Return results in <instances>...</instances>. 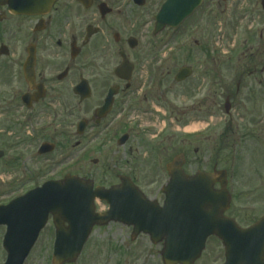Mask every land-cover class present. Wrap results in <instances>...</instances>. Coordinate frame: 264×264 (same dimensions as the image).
Wrapping results in <instances>:
<instances>
[{
    "label": "flooded vegetation",
    "instance_id": "af4514ba",
    "mask_svg": "<svg viewBox=\"0 0 264 264\" xmlns=\"http://www.w3.org/2000/svg\"><path fill=\"white\" fill-rule=\"evenodd\" d=\"M166 1L0 0V117L24 119L34 140L36 119H64L70 162L74 154L77 165L86 162L91 152L104 154L114 149V156H109L113 164L130 167L116 179L128 177L136 186L139 176L132 164L137 163V151L133 156L132 137L151 134L156 123L166 125L174 119L181 133L176 138L178 148L163 165L166 181L167 165L182 156V171L187 175L225 171L229 206L224 216L230 217L239 200L248 204L254 198L264 207V81L242 80V76L249 78L258 72L243 69L234 89L223 87L225 128L218 137L209 133L217 115L216 80L209 72L215 69H205L197 81H190L197 71L189 65L180 66L175 73L167 69L173 57L168 59V52L184 49L169 48L183 25L156 31L155 17ZM204 2L208 4V0ZM30 5L29 14L19 12ZM263 35L264 27L259 35L261 56ZM183 67H190V77L177 82L175 77ZM80 84L85 89L76 95L74 90ZM65 92L70 93L69 99ZM151 118L155 119L153 125L144 123ZM80 121L84 128L77 136ZM191 125L194 133L183 134ZM165 130V126L160 128L158 134ZM193 141L197 146L191 151ZM222 149L224 161L213 154ZM146 152L151 157L147 162L157 166L168 155L166 148L150 147ZM120 153L121 158L117 157ZM3 157L0 150V161ZM99 161V157L91 159L92 166ZM212 189L217 191L220 185L215 183ZM160 194L163 201L161 189ZM263 215L264 208L243 228Z\"/></svg>",
    "mask_w": 264,
    "mask_h": 264
},
{
    "label": "rangeland",
    "instance_id": "374dc122",
    "mask_svg": "<svg viewBox=\"0 0 264 264\" xmlns=\"http://www.w3.org/2000/svg\"><path fill=\"white\" fill-rule=\"evenodd\" d=\"M213 1L209 5L208 0L207 5L205 4L185 22L175 40L172 43L171 40L169 41L171 43L169 48L180 46L184 50L168 52V59L170 55L173 57L167 69L175 73L180 66L189 65L195 72L197 71L190 81H197L199 76L202 79L205 69L210 70V67H214L215 72H209L216 80L217 115L214 121L215 126L209 133L218 137L225 128L224 101L221 97V93L224 92L223 87L229 85L230 89H234V82L239 79L243 69H256L258 72L253 77L242 76V80L264 81V62H260L264 60V54L258 55V46L261 43L259 35L264 24L261 23L263 16L261 0H230L224 4L220 2L219 5ZM260 70L262 73L259 75ZM171 80L172 77H169L168 81ZM65 95L68 99L70 98L69 92H65ZM173 98L174 105L177 106L178 102L175 97ZM154 120V118L146 119L144 123L153 125ZM25 122L18 117H11L10 120L8 116L0 117V150L4 152L3 160L0 161V205L34 186L48 180L62 179L67 174L74 173L77 176L85 174L90 176L95 185L109 187L117 183V175L130 171V167H126L123 163H114L115 167H113L114 164L109 156H114V149L104 154L91 152L89 159L83 164H72L66 154L69 149V138L65 133L64 119L57 121L48 118L36 119V140L32 138L34 132L31 126L27 128L23 125ZM156 124L153 133L132 137L133 156L137 151V163L132 166L137 169L138 185L145 195L149 199L157 198L160 201L162 198L160 188L166 182V178L162 176L163 165L167 157H170L171 153L178 148L176 138L181 132L178 131L179 125L174 119L166 122V125H163L161 121ZM164 126L166 130L158 134L159 129ZM188 133L190 132L185 130L183 134ZM49 141L56 145V151L51 155L35 158V152L40 144ZM74 141L75 138L71 142ZM194 143L193 141L190 147L191 151L197 146ZM150 147L166 148L168 151V155L160 157L158 166L147 162L151 159L150 154L146 152ZM108 149L109 147L103 148V150ZM213 154H216L220 161L226 159L224 149L215 150ZM104 156L107 159L103 160ZM98 157L102 161H99L98 166L93 167L91 159H98ZM117 157L121 158L122 154H118ZM72 159L74 163L75 154ZM221 167L224 169L223 163ZM253 186L254 184H251V187ZM262 208L264 207L260 200L252 198L248 204L246 201L239 200L235 202L229 215L239 225L244 226L258 218ZM103 209L104 205L98 204L97 210ZM4 232L5 229L1 227L0 264H3L6 258V253L1 247ZM130 234L131 228L119 224L111 223L105 227L94 228L82 254L74 264H162L159 256L160 245H152L145 236H139L132 242ZM53 239V227L49 220L25 264H51ZM222 262L223 251L220 245L210 240L206 250L195 264H221Z\"/></svg>",
    "mask_w": 264,
    "mask_h": 264
},
{
    "label": "water",
    "instance_id": "95a60500",
    "mask_svg": "<svg viewBox=\"0 0 264 264\" xmlns=\"http://www.w3.org/2000/svg\"><path fill=\"white\" fill-rule=\"evenodd\" d=\"M201 0H168L157 15V27H176L199 6ZM187 71V70H186ZM177 80L186 77L181 76ZM44 145L40 154L51 152ZM170 182L166 201L159 207L127 180L118 187L93 189L91 182L67 176L49 182L26 196L0 207V225L6 226L3 248L5 264H23L39 232L51 214L55 227L52 264L74 262L92 228L110 222L133 228L131 238L144 234L154 244L164 241L163 264H193L209 236H216L224 247V264H264V218L247 230L221 217L226 208L225 191H211L222 173L186 177L178 159L168 166ZM106 201L109 209L95 213L94 200ZM209 206L211 209L206 210ZM66 224V225H65Z\"/></svg>",
    "mask_w": 264,
    "mask_h": 264
}]
</instances>
